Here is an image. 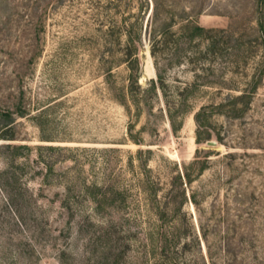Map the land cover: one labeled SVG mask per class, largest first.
Returning a JSON list of instances; mask_svg holds the SVG:
<instances>
[{"label":"rangeland","instance_id":"rangeland-1","mask_svg":"<svg viewBox=\"0 0 264 264\" xmlns=\"http://www.w3.org/2000/svg\"><path fill=\"white\" fill-rule=\"evenodd\" d=\"M200 3L206 9L198 16L200 24L235 31L228 48L216 59L210 56L205 61L178 62L172 56L173 65L163 72L165 87L151 89L150 80L158 77L146 32L151 9L143 15L139 46L143 95L137 106L122 97L129 70L123 59L125 35L121 31L127 18L138 22L142 16L137 0L130 5L126 0H0V106L26 110L24 116H15L17 139L0 138V264H45L54 262L51 255L56 252L48 243L43 261L20 255L26 247L25 236L32 232L15 224L11 204L27 224L32 223V204L54 235L69 217L61 207L67 186L79 194L82 186L92 182L124 185L130 189L131 199L139 200L144 208L146 194L140 185L143 174L137 159L140 148L152 169L159 197L169 187L176 163L181 166L193 160L198 147L214 149L209 168L191 188L200 192L205 218L212 217L215 204L221 214L219 205L228 201L230 185L244 181L238 170L241 155L264 152V78L245 117L213 114L207 129L217 144L198 145L195 112L202 105L219 102L230 91L224 81L243 80L246 70L252 71L250 60L259 54L254 0ZM109 67H113L112 75ZM184 89L185 94L179 95ZM170 107L173 112L188 109L178 113V120L184 121L178 133L170 124ZM131 122L141 144L130 136ZM3 127L5 122L0 120ZM217 134L223 143L218 142ZM7 143L30 147L18 153L4 145ZM228 152L236 157H225ZM185 209L197 219L193 204H186ZM89 235L75 234L73 250L82 253ZM42 236L35 232L37 240Z\"/></svg>","mask_w":264,"mask_h":264},{"label":"trees","instance_id":"trees-1","mask_svg":"<svg viewBox=\"0 0 264 264\" xmlns=\"http://www.w3.org/2000/svg\"><path fill=\"white\" fill-rule=\"evenodd\" d=\"M133 1L126 0L127 5ZM137 1L142 16L138 22H131L127 18L128 21L125 20L121 28L125 35L123 59L129 70L122 97L140 106L143 89L140 83L142 72L139 46L146 18L144 14L152 9L147 19L146 32L158 77L150 80L151 89L165 87L163 72L167 66L173 65L172 56L176 55L178 62L183 59L205 61L210 56L216 59L228 48L235 31L200 24L198 16L206 10L200 0H189L188 4L178 0ZM253 10L259 54L250 58L252 71L246 70L243 80L229 84L224 78V84L228 85L226 87L230 91L219 102L202 105L195 112L198 145L213 139V133L207 129L213 114L222 113L231 119L244 118L263 81L264 0H254ZM112 69H108L110 75ZM184 92L185 89L179 95H184ZM187 110L181 108L179 112ZM168 111L172 130L178 133L183 128V118L178 120L179 112H173L171 107ZM25 112L23 106L17 110L0 106V120L5 122V127L0 128V138L17 139L13 129L15 116H24ZM134 128V122H131L130 136L141 144L140 138L134 135ZM216 137L218 142L223 143L221 134ZM4 145L14 148L18 153L22 148L30 147L26 144ZM59 149L71 150L68 146H59ZM201 151L204 152L203 157ZM213 152L212 148L205 151L198 147L193 160L181 166L176 163L169 187L159 197L158 189L152 181V169L148 159L143 156V148H140L137 159L143 174L140 185L146 194L144 208L139 200L131 199L130 189L124 185L92 182L82 186L79 194H74L73 187L67 186L61 207L69 217L55 235L48 227L49 222L43 223L44 219H39L32 204H29L31 224H27L19 216L18 208L11 204L17 218L15 224L23 226L27 233L32 232L25 236L23 244L26 247L20 250V255L43 261L45 245L50 243L56 249L55 255H51L54 262L45 264H264V152L251 154L246 151L241 155L243 161L238 170L244 181L230 185L228 201L221 204V207L219 205L221 214L217 213L218 207L215 204L212 217L205 218L200 192L191 186L209 168V157ZM225 157L234 158L236 154L228 152ZM188 203L193 204L198 212L196 220L192 212L185 209ZM115 213L119 216L116 217ZM37 231L44 235L40 240L35 238ZM74 233L80 236L90 234L86 239L87 246L80 254L71 246Z\"/></svg>","mask_w":264,"mask_h":264},{"label":"water","instance_id":"water-1","mask_svg":"<svg viewBox=\"0 0 264 264\" xmlns=\"http://www.w3.org/2000/svg\"><path fill=\"white\" fill-rule=\"evenodd\" d=\"M208 144L215 146L217 144V142L215 140H210V141H208Z\"/></svg>","mask_w":264,"mask_h":264}]
</instances>
